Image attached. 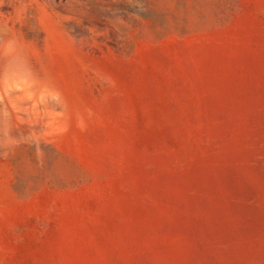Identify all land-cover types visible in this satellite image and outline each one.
Wrapping results in <instances>:
<instances>
[{"label":"rangeland","instance_id":"obj_1","mask_svg":"<svg viewBox=\"0 0 264 264\" xmlns=\"http://www.w3.org/2000/svg\"><path fill=\"white\" fill-rule=\"evenodd\" d=\"M0 264H264V0H0Z\"/></svg>","mask_w":264,"mask_h":264}]
</instances>
